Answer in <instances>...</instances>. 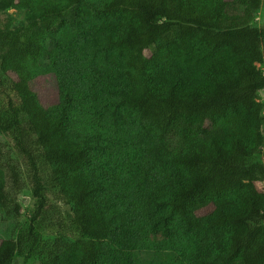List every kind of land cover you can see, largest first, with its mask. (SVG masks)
Masks as SVG:
<instances>
[{
	"label": "trees",
	"instance_id": "16d2710c",
	"mask_svg": "<svg viewBox=\"0 0 264 264\" xmlns=\"http://www.w3.org/2000/svg\"><path fill=\"white\" fill-rule=\"evenodd\" d=\"M26 1L25 23L0 25V134L33 185L41 264H264L263 0ZM41 166L72 207L46 224L51 245ZM22 173L0 156L15 220ZM23 244L2 241L0 264Z\"/></svg>",
	"mask_w": 264,
	"mask_h": 264
},
{
	"label": "rangeland",
	"instance_id": "374dc122",
	"mask_svg": "<svg viewBox=\"0 0 264 264\" xmlns=\"http://www.w3.org/2000/svg\"><path fill=\"white\" fill-rule=\"evenodd\" d=\"M31 9V4L26 0H0V25L11 26L12 28L19 27L25 23L26 16ZM252 24L264 27V0L260 10L255 14V19ZM257 67L264 71V66L258 64ZM10 81V77H6ZM35 90L39 93L42 104L45 107L51 106L57 102L56 80L52 74L39 77L33 82ZM1 90V89H0ZM4 87L2 88V91ZM2 96L0 95V102ZM261 101L264 102V91L261 93ZM1 109V103H0ZM0 156L4 161L12 162L20 165L22 168V191L18 194V202L20 204V217L15 220L12 216L7 215L0 210V244L8 238L18 239L24 242V256L16 259L14 264H41V261L46 256L45 249L37 247L31 250V241H28V230L31 225V218L34 216L37 205L36 200L29 196V192L33 189L31 179L27 171V166L23 162L21 156L13 149L12 139L9 135L0 134ZM258 160L264 162V146L258 153ZM41 163V162H40ZM49 169L41 166V175L45 186V192L48 197V209L44 217H40L37 224V231L40 237L51 245L56 241V236L52 232L46 230V224L56 222L60 212L71 213L72 207L64 205L57 199L54 189L50 187ZM259 189L264 192V182L260 183ZM63 243L73 242L76 236L69 235L63 237ZM145 255H142V260Z\"/></svg>",
	"mask_w": 264,
	"mask_h": 264
}]
</instances>
